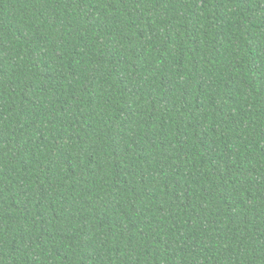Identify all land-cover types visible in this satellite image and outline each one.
<instances>
[{
	"label": "trees",
	"instance_id": "obj_1",
	"mask_svg": "<svg viewBox=\"0 0 264 264\" xmlns=\"http://www.w3.org/2000/svg\"><path fill=\"white\" fill-rule=\"evenodd\" d=\"M0 264H264V0H0Z\"/></svg>",
	"mask_w": 264,
	"mask_h": 264
}]
</instances>
